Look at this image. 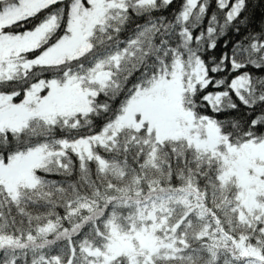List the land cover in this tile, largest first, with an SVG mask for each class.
I'll return each mask as SVG.
<instances>
[{
  "label": "snow or ice",
  "instance_id": "obj_1",
  "mask_svg": "<svg viewBox=\"0 0 264 264\" xmlns=\"http://www.w3.org/2000/svg\"><path fill=\"white\" fill-rule=\"evenodd\" d=\"M247 6L0 0V264H264Z\"/></svg>",
  "mask_w": 264,
  "mask_h": 264
},
{
  "label": "trees",
  "instance_id": "obj_2",
  "mask_svg": "<svg viewBox=\"0 0 264 264\" xmlns=\"http://www.w3.org/2000/svg\"><path fill=\"white\" fill-rule=\"evenodd\" d=\"M219 15L222 16L218 12ZM171 15V14H169ZM244 15L247 17L246 23L250 27H257L264 25V0H248V6L244 13ZM233 35H236L233 33ZM230 39V37H222L221 40L218 42V47L223 50L225 49V44L223 43L224 39Z\"/></svg>",
  "mask_w": 264,
  "mask_h": 264
}]
</instances>
